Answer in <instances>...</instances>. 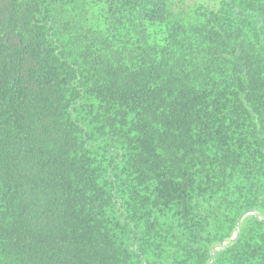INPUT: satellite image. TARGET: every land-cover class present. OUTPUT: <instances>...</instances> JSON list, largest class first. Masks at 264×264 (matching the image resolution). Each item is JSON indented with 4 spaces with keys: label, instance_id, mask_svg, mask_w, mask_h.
<instances>
[{
    "label": "trees",
    "instance_id": "trees-1",
    "mask_svg": "<svg viewBox=\"0 0 264 264\" xmlns=\"http://www.w3.org/2000/svg\"><path fill=\"white\" fill-rule=\"evenodd\" d=\"M0 264H264V0H0Z\"/></svg>",
    "mask_w": 264,
    "mask_h": 264
},
{
    "label": "water",
    "instance_id": "water-1",
    "mask_svg": "<svg viewBox=\"0 0 264 264\" xmlns=\"http://www.w3.org/2000/svg\"><path fill=\"white\" fill-rule=\"evenodd\" d=\"M254 215H255L256 218H258V214L257 213H255Z\"/></svg>",
    "mask_w": 264,
    "mask_h": 264
}]
</instances>
